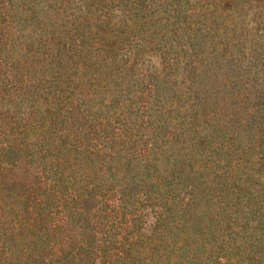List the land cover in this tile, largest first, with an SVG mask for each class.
<instances>
[{"label":"trees","instance_id":"obj_1","mask_svg":"<svg viewBox=\"0 0 264 264\" xmlns=\"http://www.w3.org/2000/svg\"><path fill=\"white\" fill-rule=\"evenodd\" d=\"M117 1L0 0V264H264V45L233 37L243 0ZM115 17L174 36L161 70L130 26L110 49L93 26Z\"/></svg>","mask_w":264,"mask_h":264},{"label":"rangeland","instance_id":"obj_2","mask_svg":"<svg viewBox=\"0 0 264 264\" xmlns=\"http://www.w3.org/2000/svg\"><path fill=\"white\" fill-rule=\"evenodd\" d=\"M210 1L212 0H201L200 7L201 5H207ZM241 2L243 9L235 11L230 17L233 18L235 16L238 20L237 30L233 34V37L237 40H241V44H239L240 48L243 47L242 44L244 43V45L247 47V50H249L250 45H257L255 42H257L258 39L260 41L258 44L264 45V26L258 22L260 19L264 18V5H262L264 4V0H243ZM116 3H118V1ZM127 3L133 6V0H128ZM257 4H259V6H257ZM115 12L119 13L118 10ZM161 14V12L157 13V15ZM115 20H117V17H115L111 23L108 22L109 25L106 24L105 26L99 27V29L97 25L93 26L95 31L97 30L99 34H103L105 36L108 44L110 45V49H112L114 53L116 52L117 55L121 54L123 44L121 42V37L119 36H123L125 30L130 26L129 29L133 28L131 30L132 35L127 36L125 42L129 43L131 46H134L135 49L137 48L136 51L139 52L137 66H140L144 71L161 70L163 63L162 56L160 54L162 50L164 48L173 47L174 36L166 32L167 28L162 27V25L159 24V22H157L158 20L155 18L148 24L144 25L141 24L140 17H136L134 19H128V21H120L114 27H112V24ZM230 20L231 19H229V21ZM86 28L90 29L88 24H86ZM224 29L225 24L221 25L219 30ZM259 34L261 35L259 36ZM176 38L178 39V37H175V39ZM219 38H224V35H220ZM180 41L182 40L180 39ZM138 42L140 43L138 44ZM143 48H145L147 52L141 53ZM254 61L260 67L264 68V56L262 59L257 57ZM241 62L243 61L240 59H235L231 66L236 67V65L240 64ZM223 64L224 67L221 71L227 70L226 61H223ZM237 69H239V67ZM235 143H239V141L236 140Z\"/></svg>","mask_w":264,"mask_h":264}]
</instances>
